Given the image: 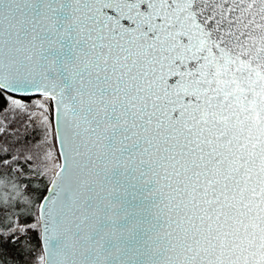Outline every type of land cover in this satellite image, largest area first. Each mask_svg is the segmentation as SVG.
Segmentation results:
<instances>
[{"label": "snow or ice", "instance_id": "1", "mask_svg": "<svg viewBox=\"0 0 264 264\" xmlns=\"http://www.w3.org/2000/svg\"><path fill=\"white\" fill-rule=\"evenodd\" d=\"M0 102L63 159L37 264H264V0H0Z\"/></svg>", "mask_w": 264, "mask_h": 264}, {"label": "trees", "instance_id": "2", "mask_svg": "<svg viewBox=\"0 0 264 264\" xmlns=\"http://www.w3.org/2000/svg\"><path fill=\"white\" fill-rule=\"evenodd\" d=\"M33 99L24 102L29 106ZM6 108L0 102V200L11 196L8 190L14 191L17 200L4 206L0 202V264H37L43 254L37 209L50 183L28 166L33 165L47 132L40 120L29 119L23 112H6ZM33 173L37 175L29 176ZM13 224L28 230L13 234Z\"/></svg>", "mask_w": 264, "mask_h": 264}, {"label": "rangeland", "instance_id": "3", "mask_svg": "<svg viewBox=\"0 0 264 264\" xmlns=\"http://www.w3.org/2000/svg\"><path fill=\"white\" fill-rule=\"evenodd\" d=\"M37 99H39V97L33 99L32 102L30 103V105L28 106V109L31 112L37 111V109L34 107ZM57 149H58L57 143L55 144V146H53V139H52V135H51V130H49L43 136L41 143L39 144V146L37 148V153L33 159V165L28 166V168H30L31 171L34 170L36 173L39 174L38 178H43V179L49 181V183H50L52 176L55 174V171L57 170L56 168L53 167V163L60 164V157H59V153H58ZM48 152L52 153L51 158H49L46 155ZM17 168H18V170H20L19 167H17ZM36 173H33L29 176L35 177L37 175ZM8 191H9L8 193H10L11 196L6 195V197H5L3 195L2 201L0 200V202L3 206L6 205V203L12 204V201L17 200V198H16L17 195H13L14 191L13 190H8ZM11 206H13V205H11ZM36 225H38V224H35V226Z\"/></svg>", "mask_w": 264, "mask_h": 264}, {"label": "water", "instance_id": "4", "mask_svg": "<svg viewBox=\"0 0 264 264\" xmlns=\"http://www.w3.org/2000/svg\"><path fill=\"white\" fill-rule=\"evenodd\" d=\"M33 98H37V97H33ZM57 148H59V144L58 143H57ZM60 163H63L62 157H60ZM50 187H51V184H49L48 188H50ZM47 195H48V192H46L45 196H47ZM42 202L43 201H41V203ZM40 229H41V244H42V249H44V241H43V234H42V228H41V226H40Z\"/></svg>", "mask_w": 264, "mask_h": 264}]
</instances>
